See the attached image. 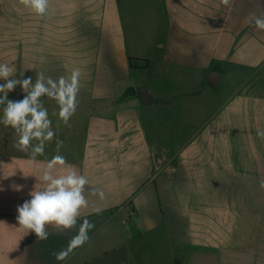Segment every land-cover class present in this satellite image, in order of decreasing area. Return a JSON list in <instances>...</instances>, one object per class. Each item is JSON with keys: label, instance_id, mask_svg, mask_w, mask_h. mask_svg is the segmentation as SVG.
Instances as JSON below:
<instances>
[{"label": "crops", "instance_id": "0c3cea01", "mask_svg": "<svg viewBox=\"0 0 264 264\" xmlns=\"http://www.w3.org/2000/svg\"><path fill=\"white\" fill-rule=\"evenodd\" d=\"M49 3L40 17L0 0L13 78L81 71L67 125L41 97L55 132L43 155L0 123V264H264V30L253 22L264 0ZM25 95L17 85L7 98ZM56 154L87 178L88 205L41 241L17 207ZM85 220L88 239L57 261Z\"/></svg>", "mask_w": 264, "mask_h": 264}, {"label": "clouds", "instance_id": "9594fccd", "mask_svg": "<svg viewBox=\"0 0 264 264\" xmlns=\"http://www.w3.org/2000/svg\"><path fill=\"white\" fill-rule=\"evenodd\" d=\"M20 3L40 17L48 15L49 0H20ZM222 3L228 5L229 0H222ZM253 22L255 27L264 30V14L254 16ZM80 76L78 68L72 69L69 77L61 76L58 80L45 77L41 72L33 83L31 77L13 78V69L7 64H0V80L5 81L0 84V94H3L0 96V105H4L0 123L15 130L18 135L15 146L20 151L28 152L31 149L32 159L44 154L45 144L54 138L55 132L41 97L47 96L57 102L59 119L67 125L78 106ZM17 85L26 93L25 97L18 101L9 100L8 93ZM257 135L264 138V131H258ZM33 141L37 143L33 145ZM62 144L63 141H58V148ZM38 180L41 187L30 192L31 199L17 207L16 219L20 227L43 241L48 239V225L64 230L76 225L81 209L88 205L85 186L89 182L72 165L67 164L65 157L60 154L53 156L47 163ZM90 194H98L101 199L104 198L102 191L97 193L92 190ZM91 227L85 220L68 249L56 253V260H65L73 248L82 245L88 239L87 230Z\"/></svg>", "mask_w": 264, "mask_h": 264}, {"label": "water", "instance_id": "95a60500", "mask_svg": "<svg viewBox=\"0 0 264 264\" xmlns=\"http://www.w3.org/2000/svg\"><path fill=\"white\" fill-rule=\"evenodd\" d=\"M205 81L209 85V87L214 88L217 84V76L213 71H210L205 76Z\"/></svg>", "mask_w": 264, "mask_h": 264}, {"label": "rangeland", "instance_id": "374dc122", "mask_svg": "<svg viewBox=\"0 0 264 264\" xmlns=\"http://www.w3.org/2000/svg\"><path fill=\"white\" fill-rule=\"evenodd\" d=\"M207 92H210V90L207 89Z\"/></svg>", "mask_w": 264, "mask_h": 264}]
</instances>
